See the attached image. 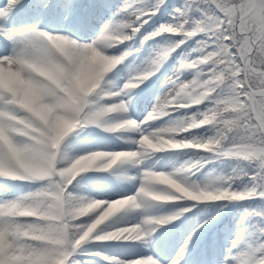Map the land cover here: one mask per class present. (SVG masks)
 I'll return each instance as SVG.
<instances>
[{
  "label": "snow or ice",
  "instance_id": "6c2138e0",
  "mask_svg": "<svg viewBox=\"0 0 264 264\" xmlns=\"http://www.w3.org/2000/svg\"><path fill=\"white\" fill-rule=\"evenodd\" d=\"M0 41V264H161L152 245L176 221L167 264H215L197 256L215 218L192 209L245 201L223 264H264V0H0ZM173 53L166 91L134 115ZM189 152L163 170L164 154ZM222 160L229 173L193 179ZM105 179L134 190L80 191Z\"/></svg>",
  "mask_w": 264,
  "mask_h": 264
},
{
  "label": "rangeland",
  "instance_id": "374dc122",
  "mask_svg": "<svg viewBox=\"0 0 264 264\" xmlns=\"http://www.w3.org/2000/svg\"><path fill=\"white\" fill-rule=\"evenodd\" d=\"M4 42L0 41V46H3ZM121 50H124L126 48V45H121ZM133 57L130 56L128 58V61H126V64H130ZM121 68L124 66L121 65ZM132 67H135L132 65ZM171 69V67H168V65H164L161 69V72L157 74V76L153 77L150 82H147V85H142L141 88H144V91H140V89H137V94L139 98V103H136L135 107L131 109L132 113L134 115L138 114L140 118H143V114L147 111L151 110L152 104L155 102V98L159 95H161L164 91H166V87L164 84V78L163 74L165 72H168ZM130 69H125L124 72H118V70H114L113 73H110L107 77L108 80H111L114 85H119L123 83V79H118L117 76H122L126 78L128 72ZM191 77H189V80ZM174 159H169V154H164L163 158L161 159V165H163V170L165 171H171L173 168L179 167L180 164H182L186 160V156L182 154H177V156H174ZM160 167L159 165L157 166ZM206 180V178H200V180H196L198 183H203ZM83 183V182H82ZM83 187L80 190L82 193L87 194H93L98 199H107L109 195H111L114 192L118 191H133L134 188L131 185L127 184H120L116 182L115 180L111 179H105L100 180L92 183H83ZM243 203V202H242ZM201 207V205H197L196 208ZM176 210V206L174 204H165L161 207H158L155 209V214L167 216L170 213L174 212ZM198 213V212H197ZM136 219H139V214H134ZM170 225V224H169ZM164 226L158 230V233L156 234V239L154 240V243L152 245L151 251L155 254V256L161 261V264H167L168 260L173 256V254L176 251L177 243L180 240L181 234L183 231H180V234L176 236L178 225H175V228H177L174 231V226ZM241 226L239 230L242 228ZM234 233V232H233ZM230 238V239H229ZM231 238H234V235H228V239H226L227 244L231 240ZM175 241V245L172 247L173 242ZM202 242V241H201ZM118 248L124 250L122 246L117 245ZM172 247V250H171ZM175 248V249H174ZM125 251V250H124ZM123 251V252H124ZM165 255L162 256L160 254L164 253ZM190 256H186V260Z\"/></svg>",
  "mask_w": 264,
  "mask_h": 264
},
{
  "label": "trees",
  "instance_id": "16d2710c",
  "mask_svg": "<svg viewBox=\"0 0 264 264\" xmlns=\"http://www.w3.org/2000/svg\"><path fill=\"white\" fill-rule=\"evenodd\" d=\"M116 1H118V0H116ZM169 3L171 5H175V4L178 3V0H169ZM166 19H167L166 15H163L161 17H158L157 19H154L151 22L152 27L158 26V24H160V23H164ZM152 27H150L149 25H145V28L142 29L141 31L145 32V30H147V31L150 32L152 30ZM145 34H147V33L145 32ZM164 43H165V41L162 38H158V40L156 42L148 41L146 43V45H145V50H148L149 48L154 47L156 44H164ZM189 43H191V42H189ZM138 45H139V40H138ZM178 59H179V56L176 53H173V55L171 56L169 61L172 64L175 65L177 63ZM192 155H194V154L189 152L186 155L187 159H189V157L192 156ZM235 164H236V162L232 161V160H222V161H218L215 164L206 165L203 169H201V171L199 173H197V176L194 177V178L195 179H199L200 177L206 175L207 176L206 178L209 179V178L215 177L216 175L227 174V173H229L231 171V168L234 167ZM206 206L207 207H212L213 206V207H216L215 209H217V206L215 204L206 205ZM228 206L234 208V211L231 213V216L229 218L224 220L221 232H223L225 228L230 227L231 225H233L234 222L237 220V218L241 219L244 216V214H245V209L246 208L255 207L256 206V202L246 201L244 203H238V204H235V205L228 204ZM205 212H206V210H205ZM220 248H221V251H222V246H220ZM221 251H218V252L220 253ZM217 259L219 261H216V264H219V263L223 262V259H221L220 254L217 256Z\"/></svg>",
  "mask_w": 264,
  "mask_h": 264
}]
</instances>
